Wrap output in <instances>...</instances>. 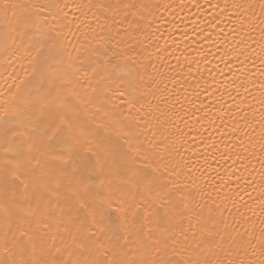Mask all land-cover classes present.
I'll list each match as a JSON object with an SVG mask.
<instances>
[{"label":"snow or ice","instance_id":"obj_1","mask_svg":"<svg viewBox=\"0 0 264 264\" xmlns=\"http://www.w3.org/2000/svg\"><path fill=\"white\" fill-rule=\"evenodd\" d=\"M185 10L231 24L221 57L231 83L199 127L175 87L200 62L148 71L173 54L160 43L165 14ZM250 115L259 127L248 131ZM201 129L211 154L231 161L235 190L186 145ZM217 252L215 264H264V0H0V264H212Z\"/></svg>","mask_w":264,"mask_h":264},{"label":"bare ground","instance_id":"obj_2","mask_svg":"<svg viewBox=\"0 0 264 264\" xmlns=\"http://www.w3.org/2000/svg\"><path fill=\"white\" fill-rule=\"evenodd\" d=\"M132 2H136V0H132ZM157 3L166 2V0H155ZM238 3H257V0H237ZM256 15H259V10L255 9ZM161 12H163V9H161ZM212 19V12L209 10L207 14V21H211ZM223 23L216 24V25H210L205 21L203 18H200L197 20V17L193 13H189L187 10L184 12H180L178 14H175V20L172 19L171 16H167L165 14L164 21L161 23L160 30L163 33L160 43L163 44L164 41H167V44L169 48L172 51V56L169 57L167 61H163V53H159L161 56V61L153 60L151 61V67L148 68V71L150 73H153L154 75H160L163 76L165 73L168 75H177L175 72L169 71V69H174L176 67H184V58L185 56L188 57V63H191L193 60H196L199 63V72L195 71V65H193V72L187 75H184V79H179L178 76V86L175 87V91L180 94V100L181 103H184L185 110L187 111L188 120L190 124L194 127H199V125L195 124V121L198 117L203 116V112L200 111V109L204 108L205 105L208 106L209 113H215L217 109V105L213 103L214 100H216V96L213 95V93H216L217 90L220 92L224 91V84H230L231 79L228 75L229 68L231 65H229V68H225V63L230 58H225L224 60L221 59V57L224 56V40L223 37L231 36V33L228 32V28H231V24L228 23L227 18H222ZM196 22L200 25L202 28H207L208 32L212 33V36L210 39L206 38L207 33H204L203 35H198L200 32V28H197L196 32L192 31L193 28V22ZM227 25V28H225L224 32H219V28L224 27ZM219 33V34H217ZM215 41H219V44L215 43ZM175 42V43H173ZM231 43V40L228 41ZM178 49V50H177ZM207 56V60H204V57ZM145 63H148V61H145ZM251 65V62H249ZM239 67V62H237V68ZM221 69H223V72H221ZM236 69H233L235 71ZM250 71H258L259 65H251ZM143 71V69H142ZM254 79L256 77H253ZM164 83L168 84L171 90L173 89V83H169V81L164 80ZM205 89H209L210 91H206ZM255 92V89H253ZM258 94V93H257ZM199 96V100L196 101L195 104L191 103L193 99H195L196 96ZM247 95V93H245ZM185 97L187 100H185ZM225 99H227V96H225ZM200 100H203L205 102L204 105L200 104ZM161 98L157 97V102H160ZM248 101L251 102L256 108H259V103L257 100H254L251 95L248 96ZM151 102V100H150ZM175 102V101H173ZM237 102L241 103L242 107H246L244 102L242 101V98L238 97ZM179 107V105H177ZM148 111H152V109H148L146 112L142 113V115H147ZM195 112L196 116H193L192 113ZM157 115H159V112H156ZM260 115L259 112H256V117L258 118ZM254 117L249 116L248 122L250 123L248 131H251V127H259L257 123H254ZM203 124L207 125L206 120L201 121ZM178 124H180V127L182 129H185V125L181 123L179 120L177 121ZM217 127L219 128V123L217 122ZM223 130V129H221ZM229 132L232 130L231 126H228L227 129ZM202 135L200 139H196L195 141L192 140L191 137L188 138L187 141H185L186 145L193 149L194 152L201 155V161L203 162V154H207L209 156L208 160V172L211 173V175L215 178V182L217 183H223V182H229L232 183L233 189L235 190L236 187V177L232 176L231 181H228V176L225 174V169H228L229 172L232 170V164L231 161L228 160V158L225 156L224 159H219L218 157L221 155V152H216L215 155L211 154V145H206L205 143H201V140H206L207 137L205 134H203V129H201ZM211 135L216 140H219V135L217 131H212ZM258 139V137H257ZM235 142V141H233ZM179 147V145H177ZM221 150H223V145H219ZM189 155L191 153H188ZM256 180H259V177H255ZM242 183V182H241ZM195 188L188 189V192H195ZM187 199L191 202V197H187ZM245 199H248L247 196H245ZM251 203V201H249ZM195 203H199L201 208L198 210H204L203 209V201H200L199 198L193 203V206H195ZM212 205L209 204L208 208L211 209ZM231 211V209H229ZM205 216L210 213L209 210H204ZM236 219H239V217H236ZM224 220L227 221L229 225L232 227H235V225L232 223L231 218L228 215V212L224 213ZM253 225L257 230L261 228L260 224V218L259 213H257V216L252 217ZM195 227V225H193ZM211 227V226H210ZM249 229H251L252 225L245 226ZM149 229L152 230V234L158 238L159 233L155 232V229L153 228V225L151 223L145 224V233H149ZM243 231V229H241ZM121 243H124L122 240ZM259 256V249L256 250L255 256H252L251 258L255 260ZM210 261H212V264H215V259H223L221 254L219 252L216 253V257L213 258L212 256L208 257ZM234 260L237 259V257L234 255L232 257ZM240 259L244 258V254L241 253Z\"/></svg>","mask_w":264,"mask_h":264}]
</instances>
